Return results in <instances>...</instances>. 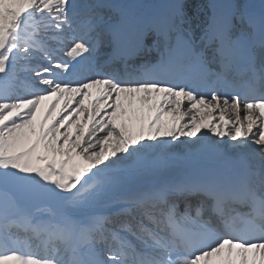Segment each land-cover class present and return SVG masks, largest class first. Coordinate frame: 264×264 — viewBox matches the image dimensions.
<instances>
[{
  "label": "snow or ice",
  "instance_id": "snow-or-ice-1",
  "mask_svg": "<svg viewBox=\"0 0 264 264\" xmlns=\"http://www.w3.org/2000/svg\"><path fill=\"white\" fill-rule=\"evenodd\" d=\"M102 9L0 0V264H264V7ZM180 145L213 166L165 178Z\"/></svg>",
  "mask_w": 264,
  "mask_h": 264
},
{
  "label": "bare ground",
  "instance_id": "bare-ground-1",
  "mask_svg": "<svg viewBox=\"0 0 264 264\" xmlns=\"http://www.w3.org/2000/svg\"><path fill=\"white\" fill-rule=\"evenodd\" d=\"M190 3V2H189ZM199 3L196 2V7ZM246 123V122H245ZM74 130V129H73ZM206 131V130H202ZM184 138L181 137V140ZM212 139H216L212 136ZM253 145H250L246 150H241L245 153H251ZM174 154L166 157L167 171L164 173L165 178L174 179L183 176L191 168H205L206 165H213L211 161L204 160L198 157H190L187 155V150L183 145L174 147Z\"/></svg>",
  "mask_w": 264,
  "mask_h": 264
},
{
  "label": "rangeland",
  "instance_id": "rangeland-1",
  "mask_svg": "<svg viewBox=\"0 0 264 264\" xmlns=\"http://www.w3.org/2000/svg\"><path fill=\"white\" fill-rule=\"evenodd\" d=\"M47 103H49V102L48 101H45V104H47ZM253 147H255V146H252L250 148L252 149ZM243 150H246V149H243ZM170 154H174V150L173 149L171 150Z\"/></svg>",
  "mask_w": 264,
  "mask_h": 264
}]
</instances>
